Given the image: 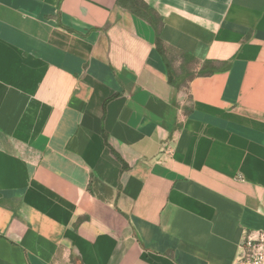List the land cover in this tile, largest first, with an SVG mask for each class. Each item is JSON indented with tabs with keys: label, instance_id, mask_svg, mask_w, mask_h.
I'll list each match as a JSON object with an SVG mask.
<instances>
[{
	"label": "crops",
	"instance_id": "1",
	"mask_svg": "<svg viewBox=\"0 0 264 264\" xmlns=\"http://www.w3.org/2000/svg\"><path fill=\"white\" fill-rule=\"evenodd\" d=\"M0 0V264H232L264 231V0ZM112 189L102 201L91 177Z\"/></svg>",
	"mask_w": 264,
	"mask_h": 264
},
{
	"label": "trees",
	"instance_id": "2",
	"mask_svg": "<svg viewBox=\"0 0 264 264\" xmlns=\"http://www.w3.org/2000/svg\"><path fill=\"white\" fill-rule=\"evenodd\" d=\"M118 5L127 9L132 15L139 17L152 25L155 31L154 45L164 61L168 74V83L172 87L181 89L186 85L187 80L194 76H209L218 70L226 69V67L214 68V63H205L196 73L188 72V65L196 61V59L186 53H178L176 55L177 57H172L173 60L176 58L179 59L181 63L179 71L175 73L172 70L170 61L167 59L159 39L162 22L156 12L142 0H118ZM87 191L102 201L109 200L113 195L112 189L100 183L94 176L90 179Z\"/></svg>",
	"mask_w": 264,
	"mask_h": 264
},
{
	"label": "built area",
	"instance_id": "3",
	"mask_svg": "<svg viewBox=\"0 0 264 264\" xmlns=\"http://www.w3.org/2000/svg\"><path fill=\"white\" fill-rule=\"evenodd\" d=\"M232 264H264V231L244 239Z\"/></svg>",
	"mask_w": 264,
	"mask_h": 264
}]
</instances>
